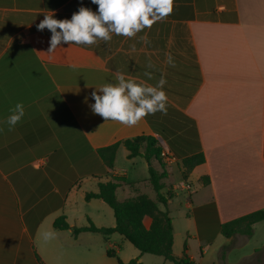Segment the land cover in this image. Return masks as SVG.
Listing matches in <instances>:
<instances>
[{
	"label": "crops",
	"instance_id": "obj_1",
	"mask_svg": "<svg viewBox=\"0 0 264 264\" xmlns=\"http://www.w3.org/2000/svg\"><path fill=\"white\" fill-rule=\"evenodd\" d=\"M81 5L97 8L91 0H0V264H117L107 250L121 259L128 241L121 234L74 236L73 228L115 224L103 199H85L111 176L154 197L144 157L119 166L120 145L108 169L98 154L139 134L156 136L170 155L163 158L166 188L175 191L168 201L174 253L186 243L194 264H264V220L252 235L221 232L222 223L264 209V0H173L168 16L134 37L112 34L108 42L61 44L47 54L51 33L32 38L36 24L51 12L70 18ZM116 72L153 86L163 76L166 113L134 126L93 114L91 92L115 83ZM17 102L25 114L9 129L5 120ZM198 152L205 161L184 177L182 158ZM174 163L179 179L172 177ZM152 164L161 170L157 160ZM130 194L127 184L118 190L120 198ZM63 215L69 227L56 228ZM45 230L55 238L44 241ZM177 236L183 246L176 247ZM136 253L128 248L122 260Z\"/></svg>",
	"mask_w": 264,
	"mask_h": 264
},
{
	"label": "clouds",
	"instance_id": "obj_2",
	"mask_svg": "<svg viewBox=\"0 0 264 264\" xmlns=\"http://www.w3.org/2000/svg\"><path fill=\"white\" fill-rule=\"evenodd\" d=\"M97 6L93 11L81 5L70 18L57 19L54 14H45L36 24L38 31L45 29L51 33L47 54H53L58 46L67 44L92 45L97 41L108 42L112 34L123 37H134L138 32L150 28L153 23L162 20L172 12L173 0H91ZM146 43V39L142 37ZM173 64L172 57H167ZM151 62L147 68H152ZM115 83L95 86L91 92L89 107L93 114L104 121L112 120L126 126L136 125L146 115L157 111L166 113L167 96L163 90L166 83L163 76L156 84L137 83L126 78L122 72H116ZM144 75L152 78L150 71ZM25 110L21 102L10 109L5 123L9 129L14 127L24 116ZM56 233L45 230L40 233L44 241L55 238Z\"/></svg>",
	"mask_w": 264,
	"mask_h": 264
},
{
	"label": "trees",
	"instance_id": "obj_3",
	"mask_svg": "<svg viewBox=\"0 0 264 264\" xmlns=\"http://www.w3.org/2000/svg\"><path fill=\"white\" fill-rule=\"evenodd\" d=\"M120 145H124L128 149L129 158L141 156L149 162V177L147 180L154 191V197L140 190L137 183L126 182L123 176H111L108 181L99 182L96 191H87L85 199H103L113 209L115 224L109 227H99L90 222L86 226L74 227V236L84 230L99 231L105 235L119 233L141 253L161 255L175 264H194L186 254V243L181 255L174 253V225L168 209V201L175 196V191L173 187L166 188L164 182L168 172L166 162L161 155L163 147L158 138L152 134H139L99 147L98 154L108 169L114 167L116 153ZM153 160L160 163L161 170L153 166ZM204 161L203 152L182 158L183 176L186 177L190 169ZM202 182L208 184L210 178L206 176L202 178ZM126 184L133 191V194L120 198L118 190ZM146 217L150 218L148 225L145 223ZM261 220H264V209L254 210L222 223L221 232L227 237L237 232L252 235L254 224ZM54 226L60 229L68 228L69 223L66 216L57 217L54 220ZM107 254L117 257V264H137L135 259L124 262L113 249H108Z\"/></svg>",
	"mask_w": 264,
	"mask_h": 264
},
{
	"label": "rangeland",
	"instance_id": "obj_4",
	"mask_svg": "<svg viewBox=\"0 0 264 264\" xmlns=\"http://www.w3.org/2000/svg\"><path fill=\"white\" fill-rule=\"evenodd\" d=\"M44 34H47V31H40L37 35H34L32 38H34L35 36H43ZM31 37V36H30ZM123 149V155L119 153L118 155V165L119 166H125L127 165L126 161L128 160L129 157L125 156V147H122ZM144 159V158H143ZM172 177L174 179H179L180 178V171H179V167H178V164L177 163H174L172 165ZM140 169L137 171L139 172ZM149 176V170H148V167H147V177ZM112 216H113V219H114V222H115V217H114V212H113V209H112ZM74 235V234H73ZM115 237H118L119 235L117 233L115 234H112ZM126 242L127 244V247L125 246L123 248V251L121 254H119V256L121 257V259H125L126 257V252L128 250V248L132 250H135L137 253L130 258V260L132 259H135L137 260L138 258L141 257V255H144V258H143V264H175L174 262L172 261H166L165 259H163L162 256L160 255H155V254H151V253H141L140 250H138L132 243H130L129 241H124ZM175 244H176V247H177V244H179L180 246H183V242H182V239L180 236H177L176 237V240H175ZM129 246V247H128ZM129 260V261H130ZM165 260V261H163Z\"/></svg>",
	"mask_w": 264,
	"mask_h": 264
},
{
	"label": "built area",
	"instance_id": "obj_5",
	"mask_svg": "<svg viewBox=\"0 0 264 264\" xmlns=\"http://www.w3.org/2000/svg\"><path fill=\"white\" fill-rule=\"evenodd\" d=\"M161 155L164 157V158H169L170 155H168L166 152L162 151Z\"/></svg>",
	"mask_w": 264,
	"mask_h": 264
}]
</instances>
